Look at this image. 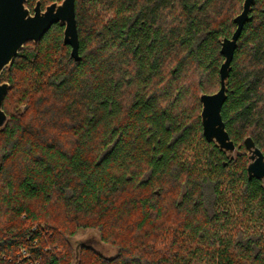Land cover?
<instances>
[{
	"label": "trees",
	"instance_id": "1",
	"mask_svg": "<svg viewBox=\"0 0 264 264\" xmlns=\"http://www.w3.org/2000/svg\"><path fill=\"white\" fill-rule=\"evenodd\" d=\"M242 1L75 0L78 60L59 23L19 49L0 74V264H264V187L245 144L264 157V0L221 108L231 160L199 116ZM87 227L114 257L73 255L66 237Z\"/></svg>",
	"mask_w": 264,
	"mask_h": 264
},
{
	"label": "water",
	"instance_id": "2",
	"mask_svg": "<svg viewBox=\"0 0 264 264\" xmlns=\"http://www.w3.org/2000/svg\"><path fill=\"white\" fill-rule=\"evenodd\" d=\"M255 0H243L241 10L233 18L235 29L229 37L220 38V53L223 60L219 66V88L213 93H201L199 113L202 133L206 140L212 141L226 157L234 156L235 145L225 129L221 117V108L227 96V80L231 70V61L238 37ZM26 0H0V74L9 69L13 58L26 42L36 43L54 24L63 25V42L71 47V56L78 60V32L75 18V0L51 2L41 8L37 0L33 9L25 5ZM9 88L7 80L0 81V126L6 120L2 109L3 99ZM248 163L246 171L249 177L261 180L264 187V157L250 138L245 139Z\"/></svg>",
	"mask_w": 264,
	"mask_h": 264
},
{
	"label": "rangeland",
	"instance_id": "3",
	"mask_svg": "<svg viewBox=\"0 0 264 264\" xmlns=\"http://www.w3.org/2000/svg\"><path fill=\"white\" fill-rule=\"evenodd\" d=\"M9 106L10 108L13 109L14 96H11L10 101H9ZM18 108L21 111H23L25 108V105L19 104ZM66 241L71 247L73 255L74 253L77 252L78 248L81 245H85V244L91 245V247H93L94 250H96L97 252H99L101 255H103L106 258L114 257L118 249L116 245L100 242L99 232L96 229L90 228V227L76 229L73 234L67 235ZM87 260H89V258L85 259V261Z\"/></svg>",
	"mask_w": 264,
	"mask_h": 264
},
{
	"label": "built area",
	"instance_id": "4",
	"mask_svg": "<svg viewBox=\"0 0 264 264\" xmlns=\"http://www.w3.org/2000/svg\"><path fill=\"white\" fill-rule=\"evenodd\" d=\"M21 254L25 257V258H27L28 259V253L25 251V250H21ZM32 262H31V260H27V263L26 264H31Z\"/></svg>",
	"mask_w": 264,
	"mask_h": 264
}]
</instances>
